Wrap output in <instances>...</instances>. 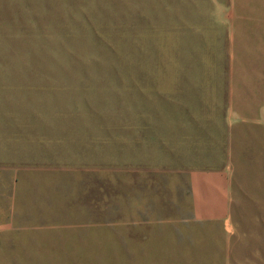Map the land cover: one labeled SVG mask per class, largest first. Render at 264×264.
Here are the masks:
<instances>
[{
    "label": "rangeland",
    "instance_id": "rangeland-1",
    "mask_svg": "<svg viewBox=\"0 0 264 264\" xmlns=\"http://www.w3.org/2000/svg\"><path fill=\"white\" fill-rule=\"evenodd\" d=\"M0 159V264H264V0H0Z\"/></svg>",
    "mask_w": 264,
    "mask_h": 264
},
{
    "label": "crops",
    "instance_id": "crops-1",
    "mask_svg": "<svg viewBox=\"0 0 264 264\" xmlns=\"http://www.w3.org/2000/svg\"><path fill=\"white\" fill-rule=\"evenodd\" d=\"M24 167H19L8 160L0 159V252L2 243L6 237L21 228L22 207H23V173ZM219 171H212L205 174L192 173L190 182L192 190V201L195 215L202 217L222 218L228 213V190L225 175L222 177ZM200 176H213L218 178L213 181L214 194L219 206L213 210L202 207L199 201L198 178ZM207 197H204L206 199Z\"/></svg>",
    "mask_w": 264,
    "mask_h": 264
}]
</instances>
